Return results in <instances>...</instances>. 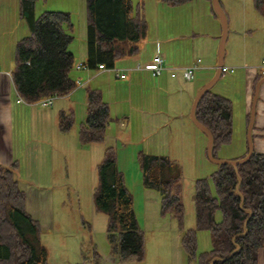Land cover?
Instances as JSON below:
<instances>
[{
  "label": "trees",
  "instance_id": "16d2710c",
  "mask_svg": "<svg viewBox=\"0 0 264 264\" xmlns=\"http://www.w3.org/2000/svg\"><path fill=\"white\" fill-rule=\"evenodd\" d=\"M38 1L20 0L21 17L30 34L16 42L10 71L19 96L28 104H36L54 94L68 95L78 86L72 76L76 61L70 49L74 39L71 15L47 10L36 16ZM160 1L176 6L191 0ZM207 1L217 16L211 0ZM253 2L257 12L264 15V0ZM86 9V68L97 70L102 64L111 69L121 57L140 52L148 31L141 3L86 0ZM263 76L259 74L257 81ZM87 92V117L79 125V141L83 145L103 143L111 119L110 106L99 89L89 87ZM196 115L213 133V155L217 157L218 150L233 139L232 100L212 88L200 101ZM74 120L73 112L61 111L59 129L68 132ZM249 120L250 114L247 126ZM247 152L248 140L246 150L237 158ZM139 161L144 187L156 190L161 196V215L170 214L184 228L181 165L169 155L144 150L139 153ZM216 165L210 176L214 190L210 178L196 180V224L185 230L182 245L189 260L197 264H259V253L264 247V153L255 150L248 161L238 166V173L232 165ZM8 166L18 170L16 162ZM8 166L0 162V264H47L41 223L26 208L21 175ZM97 172L94 203L98 211L109 217L112 252L120 261H144L145 232L113 146L106 147ZM199 231L211 233V250L198 252ZM237 246L239 249L231 255Z\"/></svg>",
  "mask_w": 264,
  "mask_h": 264
},
{
  "label": "rangeland",
  "instance_id": "374dc122",
  "mask_svg": "<svg viewBox=\"0 0 264 264\" xmlns=\"http://www.w3.org/2000/svg\"><path fill=\"white\" fill-rule=\"evenodd\" d=\"M133 1L135 4L138 2L143 5L148 21L147 36L143 40L144 49L141 47L140 52L142 49V52L148 53L152 50V36L161 40L163 49L167 46L166 41L170 40L169 47L167 46L169 50L165 48L170 57L188 60L197 57L195 52L197 44L203 46L202 44L211 37L207 33L213 30L209 28L207 18L203 15L202 0L189 1L176 6L160 0ZM221 3L229 20L224 60L226 58L227 61L231 60V52L234 53L232 57L235 59L234 62L242 58L240 54L242 40L235 41L234 38L235 33L243 28L245 19L249 26L252 25L256 29L253 39L247 42L245 47L248 52L246 61L249 64H256L255 67L261 66L264 58V15L257 12L253 0H221ZM47 10L70 13L74 24L72 45L79 51L82 43L80 30L83 20L84 35H86V0H39L36 5V16ZM217 20L219 21L218 17ZM194 33L199 34L194 35ZM28 34L30 32L27 24L21 17L20 0H0V68L2 70L12 69L16 42ZM125 59L129 60L128 57ZM75 61L80 62V60L77 62L76 58ZM138 63L145 64L142 61L136 62L135 65ZM226 73L214 85L213 91L232 97L233 139L230 144L218 150L217 158L232 160L238 159L237 157L246 150L247 120L245 116H242V85L229 83L230 72ZM207 77H210L209 74L198 70L192 80L195 88L198 89L203 85ZM102 89L103 99L110 105L111 119L105 143H93L96 146L94 148L88 147V144L83 145L79 141V123L86 116L81 105L76 107L72 129L62 132L57 122L56 132L59 138L53 139L52 145H48L40 138L32 114L17 111L30 104L17 103L19 95L15 88L11 87L12 99L8 95L0 97V108L5 109V115H0V126L12 125L15 150L21 152L18 170L23 171L28 161L32 162L39 157L46 162L48 171L50 168V176L43 182L48 185L49 191V219L48 222L43 221L44 226L39 220L42 226L41 240L47 250V264H197L196 261L189 260L182 245V237L185 230L195 227L196 224L194 199L196 180L202 177L210 178L217 169V165L211 162L206 154L207 135L195 126L189 116L188 121L172 117L166 127L148 132L149 137H146L141 125L145 112L150 117L162 109L170 113L178 111L176 98L172 96L170 103L166 104V94L162 91L158 96L149 94L150 101L144 104L136 95L125 99L115 96L112 86H104ZM145 89L146 93H157L155 89H151L150 84H146ZM58 98L60 97L56 99ZM37 106L45 110L59 109L55 104ZM35 118L37 119L36 116ZM51 123L55 125L54 121ZM147 139H154L147 146V152L150 150L154 151L153 153L169 155L182 167L184 228H180L170 214L161 215V196L153 189L151 190L159 196V218H153L149 223L145 220L142 207L148 188L143 185L139 153L144 150L143 144H146ZM109 145L116 150L118 167L133 195L134 209L139 224L145 232V260L142 262L120 261L114 255L108 237L109 217L95 207L94 193L98 185L97 165L104 157L105 147ZM26 180L34 183L39 181L34 174ZM209 181L214 190L212 179L210 178ZM218 218H221L220 213ZM197 237L198 252L212 249V235L209 231H199ZM259 254V264H264V247Z\"/></svg>",
  "mask_w": 264,
  "mask_h": 264
},
{
  "label": "crops",
  "instance_id": "0c3cea01",
  "mask_svg": "<svg viewBox=\"0 0 264 264\" xmlns=\"http://www.w3.org/2000/svg\"><path fill=\"white\" fill-rule=\"evenodd\" d=\"M193 1L194 0H191V2ZM202 1L203 15L207 18L209 28L213 31H210L211 33H207L210 34L211 37L206 43L202 44L203 46H201V44H197L195 49L197 57L189 58L188 60H177L174 56L170 57L169 52H166L165 50V48L169 50L168 47L170 40L166 41V45L168 47L165 46V48L163 49L161 45V40L157 39L156 37L152 38L151 36V43L153 44V48L149 53L142 52L144 49L142 41L141 47L143 49L140 53L138 52L134 55L121 57L117 60L114 68L104 70H92L85 67H78V65L84 64L86 61V47L84 43L85 31L83 20L80 30V35L82 38L81 48L79 47L80 49L78 51L72 45V43L70 45L77 62L80 60L79 63L75 62V68L72 71V76L77 80L78 86L68 95L62 96L54 100V103L52 105L55 104V106H58L59 109L57 110L55 108L45 110L44 108H39L37 106L39 104H23V102L17 100V103L19 104L29 105L20 108L17 111H21V113L23 114H32V116L34 117L33 120L34 122H36V125L38 127L40 138L48 145H52L53 139L59 138L56 129L57 122L59 123V114L61 111H71L75 115L76 107L81 105V107L85 110H83L84 114H86L85 118L81 122L85 121L87 117L88 87L97 88L101 91L103 90L102 88H104V86H112L115 96H118L121 99H125L128 97H135L136 95V97L140 98L139 101L143 102L144 104L146 103V101H150L149 98L151 97V94L154 96H158L161 94L162 91L164 94H166V104L170 103L171 97L174 96L176 98V105L178 106V111L170 113L169 111L162 109L159 110L156 114L151 115L150 117L146 115L147 113L145 112V115L143 116V124L141 125L143 126L146 137H149L148 134L150 133L148 132L162 130L163 127H166L172 117H178V119L180 120L188 121L192 106L191 102L193 103L194 97L196 96L199 89L213 77L218 67L217 50L220 42L219 38L221 36L222 27L220 22L217 20V16L213 14L209 1ZM234 20H236L235 17ZM246 22L244 19L243 28L241 29V31L235 33L236 37L234 38L235 41L242 40L243 45L240 50L242 58L239 59L240 61L234 62L233 60L235 59L232 58L234 53L231 52V60L227 61L226 58L224 60V66H229L228 70H226V72H230L229 83L237 84V86L239 83L242 85V116H245L247 120V116L251 114L256 84L260 80L259 79L257 81V77L259 74H264V69H261L258 66L255 67L254 65L256 64H249L246 61L248 52L247 48L245 47H247V42L253 39L256 30L255 27H253L252 25L249 26ZM195 34L199 33H194V35ZM234 44L236 45V42H234ZM155 54L161 55L165 59V62L169 67L163 72V74L159 76H154L149 70L134 69L136 66V62L143 61V63L145 62V64L152 62L153 56ZM127 57L129 58V60L125 59ZM192 64H199L200 68L198 70L204 72V74H209L210 76L206 78L205 83L199 86L198 89L195 88V85L192 83V80L188 81L184 79L182 75L181 68ZM243 65H247L249 67ZM127 68H129V70L126 71V77H119V75L117 74L118 70ZM174 68L177 69L176 75L173 74ZM231 69H234V71H231ZM10 71L11 69L4 71L0 68V97L3 95H8L10 99H12L11 87L15 88L16 93L18 95L19 93L13 83L12 77L8 75V72ZM226 72L223 75L227 74ZM146 84H150L151 89H155L157 93H146L144 91ZM229 98L232 97L230 96ZM0 115H5V109L0 108ZM35 116L37 117V119L35 118ZM51 121H54L55 125H52ZM107 131H109V125ZM253 133L256 150L264 153V83L261 85L259 92V98L256 107V121L253 128ZM13 136L14 134L12 125H6L5 127L0 126V162L4 165H9L13 162H16L19 168V156L21 152L15 150ZM152 140L154 139H147L146 144H143V149L145 150V152L147 151V146L152 143ZM88 147L94 148L96 146L95 144H88ZM148 152L151 151L148 150ZM41 159L42 158L39 157L32 162H27V165L24 170L20 172L22 179L20 183L21 187L26 192L27 210L33 215L34 218L41 220L42 226H44L43 221L48 222L49 219L50 205L48 202V185L44 184L43 182L50 176V168L48 171L47 165L45 164L46 162ZM32 174H34L35 177L39 179L38 183L26 180V178L31 177ZM159 205V196L157 195V193L151 189H147L145 203L142 207L146 222L149 223L151 219L159 218Z\"/></svg>",
  "mask_w": 264,
  "mask_h": 264
},
{
  "label": "water",
  "instance_id": "95a60500",
  "mask_svg": "<svg viewBox=\"0 0 264 264\" xmlns=\"http://www.w3.org/2000/svg\"><path fill=\"white\" fill-rule=\"evenodd\" d=\"M211 4H212V8H213L214 12L216 13V15L220 21L221 27H222V34L220 36V42H219V46H218V50H217L218 67H217V70H216L215 74L213 75V77L199 89L196 96L194 97V100H193V103L191 106L190 117H191L193 123L195 124V126L198 127L200 130H202L208 137V145H207L208 159L215 164L232 165L238 173V170H237L238 166L240 164H243L246 161H248L251 158V156L253 155L254 151L256 150L255 140L253 137V134H254L253 128H254L255 121H256V107H257V102H258V98H259V92H260L261 85L264 83V76L256 84V90H255L254 99H253V106H252V110H251V114H250V120H249L248 127H247V140H248V152H247V154L242 158L232 159V160H230V159H219V158L215 157L213 155V147H214L213 133L203 123H201L199 121V119L197 118V115H196L197 107H198L200 101L202 100V98L204 97V95L214 87V85L218 82V80L223 75L224 58H225V53H226V44H227V40H228L229 20H228L227 13H226V11L223 8V5L221 3V0H211ZM8 167L11 168L10 166H8ZM12 170L15 171L18 176L21 175L19 170H17V169H12ZM240 182H241V180H240ZM238 249H239V246H237V248L233 251V253L231 255H233L234 252L237 251Z\"/></svg>",
  "mask_w": 264,
  "mask_h": 264
},
{
  "label": "built area",
  "instance_id": "2783aa9c",
  "mask_svg": "<svg viewBox=\"0 0 264 264\" xmlns=\"http://www.w3.org/2000/svg\"><path fill=\"white\" fill-rule=\"evenodd\" d=\"M78 67H85V64H80L78 65ZM261 69H264V59L262 61V65L259 66ZM169 67L167 66L165 59L159 55V54H155L153 56L152 62L148 63V64H141L138 63L135 66V70H149L154 76H159L161 74H163V72L165 70H167ZM200 68L199 64H192L186 67L181 68L182 70V75L184 77V79L190 81L193 80L196 76V72L198 71V69ZM99 69L104 70V69H108L106 68L104 65H100ZM129 70V68L127 69H121L118 70V75L121 78H125L127 73L126 71ZM223 70H228V67L224 66ZM231 71H234V69H231ZM177 73V69L174 68L173 69V74L176 75ZM8 75L11 76V73L8 72ZM12 77V76H11ZM58 97L57 94H54L52 96H49L45 99H42L41 101H39L37 104H41L43 106H51L54 103V100ZM20 102L26 103L20 96L18 99Z\"/></svg>",
  "mask_w": 264,
  "mask_h": 264
}]
</instances>
